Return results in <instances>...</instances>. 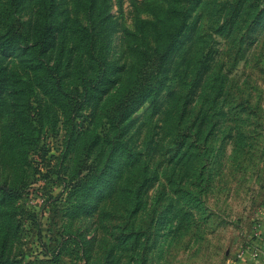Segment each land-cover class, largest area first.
I'll use <instances>...</instances> for the list:
<instances>
[{
	"label": "rangeland",
	"instance_id": "rangeland-1",
	"mask_svg": "<svg viewBox=\"0 0 264 264\" xmlns=\"http://www.w3.org/2000/svg\"><path fill=\"white\" fill-rule=\"evenodd\" d=\"M0 33V264H234L260 243L264 0H0Z\"/></svg>",
	"mask_w": 264,
	"mask_h": 264
},
{
	"label": "trees",
	"instance_id": "trees-1",
	"mask_svg": "<svg viewBox=\"0 0 264 264\" xmlns=\"http://www.w3.org/2000/svg\"><path fill=\"white\" fill-rule=\"evenodd\" d=\"M167 53L168 50L166 49V47L164 49L154 48L152 51H145V69L142 74L146 75L147 78H150V76H152L149 82V87L156 86L155 84L157 82V79H159V81L161 82L159 70L163 66ZM70 94H72V97L73 93ZM78 109L79 108L76 107L75 111H77ZM0 189H2L5 194H14L18 192L17 190H15V188H12L6 184H0Z\"/></svg>",
	"mask_w": 264,
	"mask_h": 264
},
{
	"label": "built area",
	"instance_id": "built-area-1",
	"mask_svg": "<svg viewBox=\"0 0 264 264\" xmlns=\"http://www.w3.org/2000/svg\"><path fill=\"white\" fill-rule=\"evenodd\" d=\"M264 229L259 232L258 240L260 243L252 248L245 249L239 255V260L234 264H246L248 260L253 264H264Z\"/></svg>",
	"mask_w": 264,
	"mask_h": 264
},
{
	"label": "crops",
	"instance_id": "crops-1",
	"mask_svg": "<svg viewBox=\"0 0 264 264\" xmlns=\"http://www.w3.org/2000/svg\"><path fill=\"white\" fill-rule=\"evenodd\" d=\"M263 234H264V233H263ZM246 264H253V262L250 261V260H248V261L246 262Z\"/></svg>",
	"mask_w": 264,
	"mask_h": 264
}]
</instances>
